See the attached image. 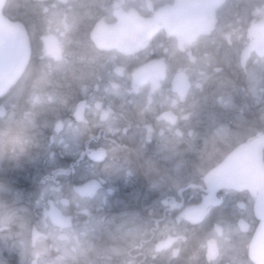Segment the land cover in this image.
<instances>
[{"label": "flooded vegetation", "instance_id": "1", "mask_svg": "<svg viewBox=\"0 0 264 264\" xmlns=\"http://www.w3.org/2000/svg\"><path fill=\"white\" fill-rule=\"evenodd\" d=\"M2 14L29 55L0 92V264H255L252 196L206 176L264 136V0Z\"/></svg>", "mask_w": 264, "mask_h": 264}, {"label": "water", "instance_id": "2", "mask_svg": "<svg viewBox=\"0 0 264 264\" xmlns=\"http://www.w3.org/2000/svg\"><path fill=\"white\" fill-rule=\"evenodd\" d=\"M3 1L0 0V92L19 75L29 53L23 26L1 14ZM263 145L264 136L239 144L206 176L222 187L246 189L254 198L253 209L260 222L249 243V255L256 264H264Z\"/></svg>", "mask_w": 264, "mask_h": 264}]
</instances>
